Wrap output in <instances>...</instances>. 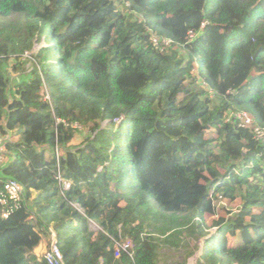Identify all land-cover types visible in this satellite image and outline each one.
<instances>
[{
  "label": "trees",
  "instance_id": "16d2710c",
  "mask_svg": "<svg viewBox=\"0 0 264 264\" xmlns=\"http://www.w3.org/2000/svg\"><path fill=\"white\" fill-rule=\"evenodd\" d=\"M255 127L264 0H0V199L26 191L8 218L0 202V264H48L33 251L52 231L64 264H159L200 240L197 264H264ZM220 198L241 205L214 233Z\"/></svg>",
  "mask_w": 264,
  "mask_h": 264
},
{
  "label": "built area",
  "instance_id": "2783aa9c",
  "mask_svg": "<svg viewBox=\"0 0 264 264\" xmlns=\"http://www.w3.org/2000/svg\"><path fill=\"white\" fill-rule=\"evenodd\" d=\"M153 41L156 45H159V40L154 38ZM167 42L171 44L169 40H163L164 44H166ZM231 120H237L239 122V126L242 128H248L253 124V119L245 111H237L231 113L228 116L227 121ZM254 133L256 139L264 145V129L255 127ZM5 140L6 137L3 136L0 132V170L4 166H7L9 160L8 153L5 147ZM58 180L65 191L71 189V187L73 186L72 181L63 179L61 175L58 176ZM4 184V191L0 199L1 204L4 207L1 216L3 218H8L14 212V210L18 209L21 206V203L26 200V191L24 186L20 182L13 179L6 180ZM122 251H128L130 253V256H133L132 242L127 241L121 245L118 244L115 250L116 257H120ZM42 259H45L48 264H64L63 255L57 245V236L53 231L51 233V246L49 250H47V252L44 254Z\"/></svg>",
  "mask_w": 264,
  "mask_h": 264
},
{
  "label": "rangeland",
  "instance_id": "374dc122",
  "mask_svg": "<svg viewBox=\"0 0 264 264\" xmlns=\"http://www.w3.org/2000/svg\"><path fill=\"white\" fill-rule=\"evenodd\" d=\"M169 45L170 43L168 42L165 44L166 47H168ZM42 46H44L43 42L41 43L37 42L35 44L34 49L31 52L25 54L23 59L28 60L27 66L31 67L33 65L31 60L35 58L36 52H38V50L42 48ZM7 71L9 72V73L7 72V74L12 76V78L17 77L8 68H7ZM85 133L86 134L83 135L84 137L90 135V133H87V132ZM208 137H210V134H208ZM240 205H241L240 200H236L235 202H232V203L225 199L214 200V206H215L216 212L213 215H206L205 217L206 227L211 228L212 232L216 233L217 228L213 227V223L219 220L220 218L229 217L231 213H234L240 208ZM203 243H204L203 240H200L198 242H191L190 244L191 247L198 246V248L196 249L192 257H187L188 252H185V251H181V250L180 251H168L166 255H162L159 261V264H197L196 259L200 258L202 255Z\"/></svg>",
  "mask_w": 264,
  "mask_h": 264
},
{
  "label": "crops",
  "instance_id": "0c3cea01",
  "mask_svg": "<svg viewBox=\"0 0 264 264\" xmlns=\"http://www.w3.org/2000/svg\"><path fill=\"white\" fill-rule=\"evenodd\" d=\"M52 233V232H51ZM51 246V234L48 236H42L39 245L34 249L33 254L41 260L44 254L49 250Z\"/></svg>",
  "mask_w": 264,
  "mask_h": 264
},
{
  "label": "water",
  "instance_id": "95a60500",
  "mask_svg": "<svg viewBox=\"0 0 264 264\" xmlns=\"http://www.w3.org/2000/svg\"><path fill=\"white\" fill-rule=\"evenodd\" d=\"M37 53V52H36ZM199 258L196 259V262H198Z\"/></svg>",
  "mask_w": 264,
  "mask_h": 264
}]
</instances>
